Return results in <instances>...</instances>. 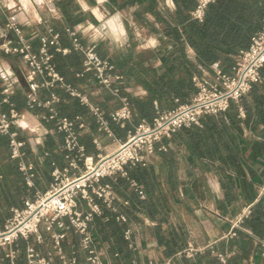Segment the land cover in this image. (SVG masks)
<instances>
[{
    "label": "crops",
    "instance_id": "1",
    "mask_svg": "<svg viewBox=\"0 0 264 264\" xmlns=\"http://www.w3.org/2000/svg\"><path fill=\"white\" fill-rule=\"evenodd\" d=\"M0 3L8 11L17 14L33 49L37 48L38 37L47 34L48 28L59 34L58 44L69 49L67 53L57 55L64 78L87 93L92 103L102 110L108 120L111 135L98 129L87 107L79 104L81 109L75 111L71 104L73 101L79 102L59 87H40L36 96L39 100H45L54 92L60 98L53 104L59 115H80L76 132L87 155L95 158L99 153L111 152L118 141L126 138L129 131L145 122H137L132 116L119 122L110 119V113L119 106L118 98L98 85L92 73L83 71V55L73 48L72 37L65 31L67 27L74 29L79 43L83 46L94 45L97 54L109 62L110 57L121 56L128 48L136 51L169 48L171 45L161 30L150 32L147 47L142 42L127 40L129 29L124 12H130L132 23L129 28L136 31L137 36L138 29L144 27L134 17L136 6L118 9L111 0H0ZM168 9L173 10V7ZM39 19L41 22H37ZM9 36L0 18V42ZM186 51L190 57L195 56L188 45ZM238 51L233 54V61ZM218 63L213 62L210 69L201 68V75L194 76L193 81L202 76L212 78L215 72L213 65ZM0 64L12 71L13 92L9 96L10 102L17 109L25 110L27 86L23 75L27 72L26 64L18 55L2 52ZM112 72L115 73L113 65ZM207 73H211V76ZM36 80L40 82L41 78L36 77ZM4 81L0 79V90ZM254 85L256 87L244 96L247 102L243 108L244 117L239 116V111L236 114L241 120L242 134L235 136L238 158L234 165L222 163L219 158L197 156L185 143L170 136L155 143V150L144 165L126 167L128 175L135 178L143 190V198L129 185L125 176L115 174L103 179L112 186L116 211L103 207L100 220L91 223L89 231L104 264H160L187 245H192L196 250L191 256L174 264H220L218 253L226 256V264H264L261 245L264 237V200L260 190L264 183V66ZM121 95L143 96L146 90L133 80L124 78ZM3 108L7 109L8 105L3 104ZM47 113V108L36 107L32 115H29L30 122L36 124V130L24 133L26 145L23 160L32 165L33 185L28 186L25 182L27 194L20 198L19 204H9L10 209L21 207L24 198L49 187L53 163L59 166L66 164L62 134L54 130L53 121H42L39 125L35 121L34 114ZM244 119L246 123L242 121ZM2 158L0 155V172L3 170ZM247 206L250 213L243 217L242 211ZM118 214H123L127 220L118 221ZM108 221H113L110 224L118 231L110 228ZM126 230L130 231L128 239L124 237ZM74 237L77 239V258L79 262L85 263V255L79 248L77 236H67L62 243L64 250L69 253ZM48 244L47 241L37 248L45 253ZM18 246V262L25 264V241L19 240Z\"/></svg>",
    "mask_w": 264,
    "mask_h": 264
},
{
    "label": "built area",
    "instance_id": "2",
    "mask_svg": "<svg viewBox=\"0 0 264 264\" xmlns=\"http://www.w3.org/2000/svg\"><path fill=\"white\" fill-rule=\"evenodd\" d=\"M214 1L196 0L197 4L191 16L201 20L205 8ZM168 6L174 7L172 0H168ZM0 18L6 31L10 33L9 37L0 42V52L18 55L27 66V72L23 75L27 86L26 105L25 110H19L9 99L13 92L12 71L6 65L0 64V79L5 80L0 90L2 96L0 134L7 139L10 157L18 161L19 170L26 184L32 186V165L26 164L23 160L26 145L24 133L36 130V124L30 122L29 115L36 107H43L48 109V113L34 114L35 121L38 125L42 121H53L54 130L62 134L63 157L66 161L64 166L53 163L49 187L45 191H35L32 196L24 198L21 207L11 208L10 215L0 225V264H20L19 240L25 241L23 252L25 264H104L89 231L94 217L103 213V206L116 211L112 186L103 179L115 174L127 177L125 167L144 165L154 152L156 142L170 137L181 127L200 125V120L204 116L225 111L231 102H237L246 95L258 80L260 69L264 66L263 24L251 37L249 46L235 55L229 73H223L217 65H213L215 72L212 78L204 76L195 78L196 92L189 102L159 112L152 124L141 122L133 131L128 132L123 141H118L111 152L99 153L94 158L86 154L76 132L80 115L74 117L59 115L53 104L60 98L54 92L45 100H39L36 96L40 87L49 89L59 87L69 97L89 109L99 130L111 135L108 120L102 110L92 103L87 93L67 83L55 69L50 46L55 45L54 50L62 54L69 51L58 44L59 34L48 28L47 34L38 37L37 48L33 49L22 30L17 14L8 11L1 3ZM37 22H41V19ZM65 31L72 37L73 48L83 55V71L92 73L98 85L118 98L119 106L110 113V119L116 122L129 119L131 112L128 99L121 95L124 81L122 75L112 72L111 63L97 54L94 45L83 46L79 43L74 29L67 27ZM36 77H40L41 81L38 82ZM3 104H7L8 108L4 109ZM238 111L239 116L244 117L243 108L239 107ZM94 143L97 145L96 139ZM130 185L139 197H144V192L136 181L130 180ZM260 190L264 200V183ZM249 213V206L244 207L242 216L245 217ZM116 219L121 222L127 220L123 214H118ZM129 233L130 231L126 230L124 237L128 239ZM69 234L78 237V245L85 255V263L79 262L74 243L70 245L69 253L65 252L62 243ZM47 241L48 248L42 253L37 246L44 245ZM261 245L264 257V237ZM195 250L192 245H187L165 258L160 264H174L191 256ZM217 259L220 264L227 262L226 256L220 253L217 254Z\"/></svg>",
    "mask_w": 264,
    "mask_h": 264
},
{
    "label": "trees",
    "instance_id": "3",
    "mask_svg": "<svg viewBox=\"0 0 264 264\" xmlns=\"http://www.w3.org/2000/svg\"><path fill=\"white\" fill-rule=\"evenodd\" d=\"M111 2L118 9L136 6L133 12L135 19L150 32L161 30L171 45L169 48L140 51L128 48L121 56L109 59L116 74L133 80L146 90V95H127V99L132 118L148 124L154 122L159 112L190 101L196 92L193 77L201 75V68L210 69L211 64L218 61V69L229 73L234 62L233 54L247 48L251 37L264 24V0H215L205 8L201 20L191 16L196 0H172L173 10L161 7L159 0ZM187 45L195 53L193 58L186 51ZM50 51L55 69L64 77L57 62L59 52L53 48ZM254 84L252 90L256 87ZM251 97L254 99L253 95ZM71 105L75 111L81 109L76 101ZM246 105L243 96L237 102H231L225 111L202 117L200 125L181 127L171 137L185 143L197 156L219 158L222 163L234 165L238 158L235 136L242 134L241 120L236 114L239 107L245 108ZM242 121L246 123V119ZM9 154L7 139L1 135L0 225L11 213L8 205L19 204L20 198L27 194L24 176L18 169L17 161ZM126 179L129 185L130 180L136 181L128 173ZM100 217L96 215L91 223H97ZM108 222L110 228L118 231L110 224L113 221ZM72 243H77L76 237Z\"/></svg>",
    "mask_w": 264,
    "mask_h": 264
},
{
    "label": "rangeland",
    "instance_id": "4",
    "mask_svg": "<svg viewBox=\"0 0 264 264\" xmlns=\"http://www.w3.org/2000/svg\"><path fill=\"white\" fill-rule=\"evenodd\" d=\"M159 4H160V6L165 7V8L169 7L168 6V0H159ZM129 13L130 12H124V14H123L126 18L125 23L129 29L128 34H126L127 36H129V38H127V36H126L127 40L129 42H134V41L142 42V45L147 47L146 45H148V40L150 39V36H151L150 31L148 29H146L145 27L141 26L142 28L138 29V31H137L138 32V36H137L136 31L134 32L132 30V28H129V25H131V23H132L131 22L132 18L129 16ZM207 74L211 76V73H207Z\"/></svg>",
    "mask_w": 264,
    "mask_h": 264
},
{
    "label": "bare ground",
    "instance_id": "5",
    "mask_svg": "<svg viewBox=\"0 0 264 264\" xmlns=\"http://www.w3.org/2000/svg\"><path fill=\"white\" fill-rule=\"evenodd\" d=\"M116 23V22H115ZM115 23L114 24H112V25H115Z\"/></svg>",
    "mask_w": 264,
    "mask_h": 264
},
{
    "label": "snow or ice",
    "instance_id": "6",
    "mask_svg": "<svg viewBox=\"0 0 264 264\" xmlns=\"http://www.w3.org/2000/svg\"><path fill=\"white\" fill-rule=\"evenodd\" d=\"M86 7V5H84Z\"/></svg>",
    "mask_w": 264,
    "mask_h": 264
}]
</instances>
